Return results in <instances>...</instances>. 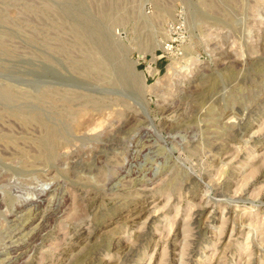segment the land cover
Listing matches in <instances>:
<instances>
[{
	"label": "rangeland",
	"instance_id": "374dc122",
	"mask_svg": "<svg viewBox=\"0 0 264 264\" xmlns=\"http://www.w3.org/2000/svg\"><path fill=\"white\" fill-rule=\"evenodd\" d=\"M0 264H264V0H0Z\"/></svg>",
	"mask_w": 264,
	"mask_h": 264
},
{
	"label": "built area",
	"instance_id": "2783aa9c",
	"mask_svg": "<svg viewBox=\"0 0 264 264\" xmlns=\"http://www.w3.org/2000/svg\"><path fill=\"white\" fill-rule=\"evenodd\" d=\"M172 27H174L175 28V32L177 31L178 33V35L180 36V38H181V36L184 34V32H185V24H184V19L182 18V20H180V21H178V22H176L175 23V25H173ZM171 35H173V33L171 34ZM178 37V36H177ZM174 38L175 37H173L172 38V36H170L167 40H166V42H165V44L169 47V48H173L175 45H173V43H174ZM176 45H178V43L176 44ZM177 48V47H176Z\"/></svg>",
	"mask_w": 264,
	"mask_h": 264
},
{
	"label": "bare ground",
	"instance_id": "6f19581e",
	"mask_svg": "<svg viewBox=\"0 0 264 264\" xmlns=\"http://www.w3.org/2000/svg\"><path fill=\"white\" fill-rule=\"evenodd\" d=\"M100 123H101V122H100ZM101 125H102V124H101ZM139 138H140V137H139ZM139 138H138V139H139ZM140 139H141V138H140ZM145 140H146V139H145ZM145 140H144V141H145ZM39 196H40V195H39Z\"/></svg>",
	"mask_w": 264,
	"mask_h": 264
}]
</instances>
